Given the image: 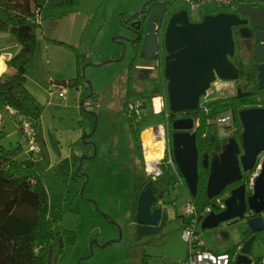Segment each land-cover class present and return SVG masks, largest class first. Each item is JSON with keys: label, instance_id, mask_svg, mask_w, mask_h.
Returning a JSON list of instances; mask_svg holds the SVG:
<instances>
[{"label": "rangeland", "instance_id": "rangeland-1", "mask_svg": "<svg viewBox=\"0 0 264 264\" xmlns=\"http://www.w3.org/2000/svg\"><path fill=\"white\" fill-rule=\"evenodd\" d=\"M39 1L43 5L41 27L36 30L37 43L25 73L26 86L43 104L33 128L38 148H32L25 139L12 109L0 108V129L4 131L2 143L14 158L23 165L34 164L41 173L49 197V216L59 217L55 229L76 231V242L63 247L60 264H143L145 255V264H183L189 248L181 227L189 199L186 189L173 191L168 197V219L158 233L139 236L136 230V199L149 159L143 151V133L157 124L167 128L165 115L157 113L165 109V97L154 96L138 114L143 116L139 135L142 161L135 151L124 107L129 64L134 56L131 40L136 37L132 15L148 0H80L77 8L68 11L54 8L53 0ZM183 6L175 3V9ZM225 10L230 8L208 2L199 10H189V16L199 21L207 13ZM18 49L13 34L0 32V53L14 55ZM76 53L84 77L77 86L69 84L77 75ZM2 62L1 75L8 70L6 59ZM133 72L135 88L143 89L149 73L142 69ZM158 73L155 70L150 75ZM243 82L242 78L218 79L206 99L235 95ZM92 92L94 96H90ZM155 97L161 98V108L156 106ZM258 100L264 101V92ZM217 126L221 138L235 130L234 121ZM76 155L84 157V188L81 176H76ZM196 230L207 248L224 252L236 249L243 241L246 224L236 219L202 228L199 222ZM58 243L56 239L53 242L55 251H61ZM250 256L257 261L264 258V232L254 241Z\"/></svg>", "mask_w": 264, "mask_h": 264}, {"label": "water", "instance_id": "water-1", "mask_svg": "<svg viewBox=\"0 0 264 264\" xmlns=\"http://www.w3.org/2000/svg\"><path fill=\"white\" fill-rule=\"evenodd\" d=\"M153 1H156V7L149 9L143 17L148 31L142 35L140 50L143 58H156L160 49L156 22L168 17L162 38L166 51L162 72L171 112L197 110L201 97L216 80L233 81L240 77L239 68L230 59L235 54V32L248 38V47L257 64V87L264 89V3L261 0L240 3L233 11L205 14L199 21H192L185 8L175 11V3L171 4L170 0H148L132 18L138 17L144 6ZM143 19L132 22L137 36L131 43L141 37ZM238 91L242 95L240 87ZM239 118L242 124L239 137L228 138L218 154L202 158V164L209 170L206 193L209 199L221 194L228 185L240 182L245 172L259 165L253 192L247 193L246 183L233 187L225 199V208L218 210L216 207L210 211L202 219L201 226L215 228L246 218V212L252 210L255 215L246 218V225L255 234L241 243L234 263L252 264L250 252L256 233L264 229V106L243 108ZM197 125L190 116L176 118L171 123L173 158L193 197L199 181ZM151 184V181L146 184L136 201L135 222L139 236L158 233L168 219L167 207H156L161 193L156 195L158 186L152 188ZM120 238L121 235L118 240Z\"/></svg>", "mask_w": 264, "mask_h": 264}, {"label": "trees", "instance_id": "trees-1", "mask_svg": "<svg viewBox=\"0 0 264 264\" xmlns=\"http://www.w3.org/2000/svg\"><path fill=\"white\" fill-rule=\"evenodd\" d=\"M170 1L171 4L175 2V0ZM79 3L80 0H53V7L68 11L77 8ZM149 4L147 3L144 7ZM42 7L43 5L39 0H0V32L13 34L19 45L18 51L6 60L8 70L0 77V108L13 110L12 113L19 117L18 125L22 133H24V123H29L34 128L43 111V104L30 92L25 84V73L37 43L36 30L41 27ZM37 16L40 17L39 20H36ZM54 41L66 44L60 40ZM132 47L134 56L129 64L124 108L135 151L142 161L143 153L139 136L142 128L138 121V114L128 107L134 99H143L142 106L144 107L151 101L152 97L164 96L166 100L165 109L170 117L169 129H171L173 119L193 117L198 124L196 127L197 148L201 157L204 155L211 157L218 154L226 141L225 138L219 136L218 126L215 122L220 114L228 111L232 112L235 126L234 137L238 138L242 132L239 111L243 108L264 106V101L258 100L264 89L260 90L257 87V64L253 61V55L248 57V66L237 56H234L236 63L239 65L240 78L248 80V89L250 90L248 95L236 93L229 97L212 98L202 106L200 105L197 110L171 112L166 99V80L164 81L161 72L158 73V76H151L149 70H143L145 73H149L147 79L143 82L145 87L141 90L135 88V78L132 71L139 57H142L140 50L141 37L133 40ZM234 57L230 59L232 60ZM76 59L77 75L69 80V84L75 86L82 84L84 79L80 70L82 61L79 53H76ZM91 95L94 96L95 93L92 92ZM166 111L163 110L162 114ZM3 136L4 131L0 129V264H48L50 248L56 237L61 234L66 245H73L77 239L76 231L64 227L61 230L55 229L59 217L49 216V197L41 173L37 172L34 164L23 165L14 158L10 149L2 143ZM25 139L27 140V138ZM84 141L87 144H92L87 140ZM83 158L76 155L74 165L76 176L78 178L81 176L82 188H84L87 181L86 173H82ZM252 172L253 170L245 172L243 179L234 185L244 183ZM208 175V168L202 162L199 163L197 193L193 197L188 192L199 214L207 206L212 205L216 199V197L211 199L207 197ZM161 176L175 181L178 180V174L165 165ZM231 187L225 188L223 193L229 192L232 189ZM249 232L251 233L250 229L246 231L247 236L245 238L249 236ZM146 262L147 255L143 258L142 263L145 264Z\"/></svg>", "mask_w": 264, "mask_h": 264}, {"label": "built area", "instance_id": "built-area-1", "mask_svg": "<svg viewBox=\"0 0 264 264\" xmlns=\"http://www.w3.org/2000/svg\"><path fill=\"white\" fill-rule=\"evenodd\" d=\"M244 0H175L174 3L181 2L184 6L182 8L187 9L188 13L189 10L195 11L199 10L202 5L208 3V2H216L221 7H228L230 10L232 9V6L234 4H240ZM182 8L175 9V11L180 10ZM40 17L37 16L36 20H39ZM167 21L165 19H162L160 23L156 25V29L159 34L160 39V54L158 52V60L161 59V61L164 58V55L166 53L164 45L162 44V38L165 31ZM162 67V66H161ZM209 91V90H208ZM208 91L205 95H203L202 101L200 102V105L202 106L206 101V97L208 96ZM143 99H134L132 100L128 107L131 111H135L137 114L140 113V108L142 107ZM13 111V110H11ZM233 121V114L231 111H228L226 113L220 114L216 119L215 122L217 124H227L229 125L230 122ZM24 133L26 134V138L28 142L30 143L32 148H38V144L36 143L34 129L30 126L29 123H24ZM158 139L164 140V147H163V154L162 156L153 162V164L150 166L149 162L146 161V174L148 176L156 177L161 173V168L159 166V163L163 160V163L170 167L175 173L180 174L174 158H173V152H172V145L165 133L163 131V136L156 135ZM259 172V165L256 169L253 170L252 174L248 177L246 180V188L247 191L253 192V186H254V178ZM228 196V193L221 194L216 197L214 203L212 205L207 206L200 214L197 213L195 209V205L191 198L187 200L182 214V235L184 239L188 242L189 248L186 259L183 261V264H234L237 258V255L240 250V246H238L237 250L235 251H224V252H215L209 248H207L203 241L200 239L199 232L196 230L197 223L201 222L202 219L213 210L215 206L219 210L225 208V197ZM254 214L252 210H248L246 212V218L251 217ZM252 264H256L254 261H252ZM260 264H264V259L261 261Z\"/></svg>", "mask_w": 264, "mask_h": 264}, {"label": "flooded vegetation", "instance_id": "flooded-vegetation-1", "mask_svg": "<svg viewBox=\"0 0 264 264\" xmlns=\"http://www.w3.org/2000/svg\"><path fill=\"white\" fill-rule=\"evenodd\" d=\"M165 1V0H164ZM249 0H244L243 2H241V3H247ZM251 1V0H250ZM237 5L238 4H234L233 6H232V11L237 7ZM153 7H156V1H153L151 4H149V5H147V7H145L144 9H143V11H142V13L138 16V17H135L134 19H132V20H134V21H138V20H141V19H143V17L145 16H147V13H148V10L149 9H151V8H153ZM141 11V10H140ZM162 20V19H161ZM161 20L159 19L157 22H156V25L158 24V23H160L161 22ZM165 21H168V17H166L165 18ZM141 31H142V33H141V39H142V35H145L146 33H147V27L145 26V21H144V19H143V21L141 22ZM246 33H248V32H246ZM136 36H137V34H136ZM234 39H235V54H234V56L236 57H238V59H240L241 61H243V63L246 65V66H248V57H251V55H252V53H251V51H250V49H249V47H248V38H245V37H242L241 36V34L239 33V32H235V34H234ZM249 49V50H248ZM160 50V49H159ZM159 52V51H158ZM159 54H160V52H159ZM165 56H166V53H165V55H164V58H163V60L161 61V59H159L158 60V53H157V56H156V58L155 59H153V60H147V59H145V58H143V56L142 57H139V59H138V61H137V64H135L134 65V68H133V70L135 69L136 70V72L138 71V70H140V69H142V70H149V72L150 73H153L155 70L157 71V72H161L162 73V76H163V72H162V69H163V67H164V63H165ZM233 56V57H234ZM233 58L232 59V61L236 64V66L238 67L239 65L236 63V58ZM232 58V57H231ZM237 59V60H238ZM254 61V60H253ZM162 66V67H161ZM239 68V67H238ZM240 70V69H239ZM135 72V73H136ZM132 73H134L133 71H132ZM134 75V74H133ZM156 76H158V74L156 75ZM134 78H135V75H134ZM240 78V77H239ZM238 78V79H239ZM163 79H164V76H163ZM243 80H244V82L240 85V84H238V86H237V88H236V93H239V91H238V87H240L241 88V92H242V95H248V92L250 93V90L248 89V80H246L245 78H242ZM164 81H165V79H164ZM240 95V94H239ZM161 99V98H160ZM162 104V103H161ZM143 107V106H142ZM161 108V107H160ZM163 110H165L166 111V109H161L159 112H157L158 114H162V111ZM163 115V114H162ZM164 115H165V119H166V124H167V128L165 129V127L163 126V124H157V125H154L153 127H151L152 129H157V128H162V129H164V131H165V133H166V135H167V137H168V139H169V141H170V139L172 138V133H173V131H172V129H169V127H168V122H169V113L166 111L165 113H164ZM142 118H143V116L141 115V116H139V118H138V121H139V123H141V120H142ZM163 118H164V116H163ZM176 119V118H175ZM174 120V119H173ZM152 135L154 136V134H153V131H152ZM230 137H234V131H233V133H232V135L231 136H229V137H225V140L227 141L228 140V138H230ZM141 140V145H142V139H140ZM88 141V140H87ZM225 141V142H226ZM90 142V141H89ZM224 142V143H225ZM145 149V156H146V153H147V151H146V149L147 148H144ZM202 158H203V156L201 157L200 155H199V160H200V163H201V161H202ZM260 160L261 159H259V161H258V163H257V165L259 164V162H260ZM165 164L163 163V160L159 163V166H160V168H161V173L158 175V176H156V177H152V176H148L147 174H146V171H145V174H144V176H143V178H142V180H141V182H140V185H139V193H140V191L141 190H143L144 189V187L146 186V184L147 183H149L150 181L152 182V184L150 185V187H152V188H154L156 185L158 186V188H157V190L155 191V194L157 195L158 193H161V196L158 198V201H157V203H156V207H167L166 205H167V203H169V201H168V197H170L171 195H172V193H173V191H179V189H181V188H184V189H186V191H187V193H188V189H187V187H186V185H185V182H184V180L183 181H181V179H183L182 178V176L180 175V174H178V180H172V179H170V178H167V177H162L161 175H162V173H163V166H164ZM166 166V165H165ZM243 179V178H242ZM246 182V181H245ZM244 182V183H245ZM235 183H233V184H231V185H228L227 187H231V188H233V187H235V186H237V185H234ZM226 187V188H227ZM230 192V191H229ZM229 192H225V193H228V195H229ZM225 193H221V194H225ZM247 193L248 194H251L252 192H250V191H247ZM221 194H219V195H221ZM139 195V194H138ZM219 195H217V196H219ZM217 196H215V197H217ZM138 198V197H137ZM225 199H226V197H225ZM225 199H224V201H225ZM136 201H137V199H136ZM136 206V205H135ZM217 206H215L213 209H215ZM219 210V209H218ZM255 215V213L252 215V216H254ZM262 215H263V217H264V212L262 213ZM249 218V217H248ZM241 220H243L244 222H245V224H246V218H242ZM233 221V220H232ZM249 228L247 227V225H246V230L244 231V239H243V241L241 242V243H243L245 240H247V239H249L252 235H254L255 233H253V232H249L250 234H249V236L247 237V238H245L246 236H247V234H246V231L248 230ZM262 232H264V229L262 230V231H259V232H257L256 233V238H255V240L261 235V233ZM254 240V241H255ZM241 243H239L238 245H237V248H238V246H240L241 245ZM254 243V242H253ZM252 247H253V245H252ZM237 248L236 249H234L233 251H235V250H237ZM252 249V248H251ZM251 257V256H250ZM252 258V257H251ZM264 259V258H263ZM262 259V260H263ZM262 260H259V261H257V260H255V259H253L252 258V261H254L256 264H260L261 263V261Z\"/></svg>", "mask_w": 264, "mask_h": 264}, {"label": "bare ground", "instance_id": "bare-ground-1", "mask_svg": "<svg viewBox=\"0 0 264 264\" xmlns=\"http://www.w3.org/2000/svg\"><path fill=\"white\" fill-rule=\"evenodd\" d=\"M5 58V55L0 56V76H1V72H2V61ZM155 102H156V106L159 108L161 105V99L160 97H155ZM152 131L154 136L152 135ZM163 131L164 129L162 128H157V129H152L147 128L145 130V132L143 133V139H144V144L145 147L147 148V158H149V160H147L150 164V166L153 164L154 161H156L157 159H159L162 154H163V147H164V140L163 139H158L156 137V135L159 136H163Z\"/></svg>", "mask_w": 264, "mask_h": 264}, {"label": "crops", "instance_id": "crops-1", "mask_svg": "<svg viewBox=\"0 0 264 264\" xmlns=\"http://www.w3.org/2000/svg\"><path fill=\"white\" fill-rule=\"evenodd\" d=\"M208 14V13H207ZM2 55H5V58L3 59V61H5V59L7 60V59H9V58H11L12 57V55H11V53H9V52H5V51H2L1 53H0V56H2ZM7 66V65H6ZM6 69H7V67H6ZM156 109V108H155ZM157 111H158V109H157ZM157 111H155V112H157ZM143 151L145 152V149L144 148H146L145 147V144H144V140H143ZM145 157H147V155L145 156ZM146 160H147V158H146ZM149 160V159H148ZM189 196V195H188ZM62 235L61 234H59V236H57L56 237V242H57V240L59 241V248H60V250L61 251H59V250H54V247H53V245L54 244H52L51 245V248H50V253H49V257H48V264H60V256H61V252H63L64 251V249H63V247L65 248L66 246H70V245H66L65 243H64V239H63V237H61ZM59 251V252H58Z\"/></svg>", "mask_w": 264, "mask_h": 264}]
</instances>
